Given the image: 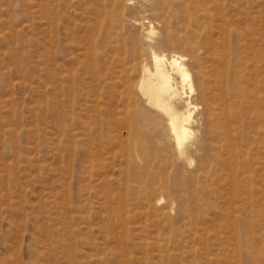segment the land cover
<instances>
[{
    "label": "rangeland",
    "instance_id": "1",
    "mask_svg": "<svg viewBox=\"0 0 264 264\" xmlns=\"http://www.w3.org/2000/svg\"><path fill=\"white\" fill-rule=\"evenodd\" d=\"M243 1L231 7L233 1L220 0L226 4V21L218 20L222 14L215 10L217 20L205 19L198 54L211 79L218 67L213 59L224 61V72L225 62L239 61V84L246 96L253 88L263 96L264 0ZM152 2L145 9L130 8L128 15L151 22L153 36L166 20L183 34L174 17ZM49 12L48 0H0V264H218L223 253L234 252L233 237L239 233L246 245L253 244L255 257L241 249L234 263L264 264V229L258 228L264 220L254 218L252 225L242 221L238 231L222 229L224 198L210 199L203 215L189 220L181 216L178 202L165 216L166 198L156 208H139L132 194L127 198L123 149H97L96 139L93 144L83 133L84 102L78 100L79 91L69 90L73 80L66 79L73 67L61 65L60 58L70 51L65 33L72 23L59 21L55 10L50 26ZM51 27L57 34L52 46ZM127 30L130 37L140 36L136 27ZM226 70L231 75L236 69ZM200 110L198 105L194 115ZM91 160L97 163L95 170Z\"/></svg>",
    "mask_w": 264,
    "mask_h": 264
},
{
    "label": "bare ground",
    "instance_id": "2",
    "mask_svg": "<svg viewBox=\"0 0 264 264\" xmlns=\"http://www.w3.org/2000/svg\"><path fill=\"white\" fill-rule=\"evenodd\" d=\"M230 1L231 7L239 5L238 0ZM148 2L170 13L184 33H176L166 20L153 36L151 22L128 15L130 8L145 9ZM48 4L50 26L55 10L59 21L72 23L64 32L71 39L68 58L60 59L62 66L73 67L66 79L73 80L70 91L80 92L81 98L74 96V101L84 102L83 133L93 144L96 139L97 149L110 152L111 145L123 149L127 198L132 194L139 208H156L166 198L165 216L178 202L181 216L188 220L203 215L210 199L224 198L227 208L220 212L219 226L232 232L242 221L252 225L254 218L264 220V95L253 88L246 96L239 84V61L225 62L226 69H236L230 75L221 69L223 60L212 58L218 67L211 79L198 54L205 19L214 18L215 10L222 14L218 20L226 21V4L220 0H48ZM131 26L140 30V36L130 37ZM54 37L51 27V46L56 44ZM61 43L58 37L57 44ZM214 44L213 53L219 51ZM198 105L201 110L194 115ZM96 165L91 160V170ZM261 223L258 228L264 229ZM233 239L234 252L223 253L218 264H235L241 249L248 258L254 256L253 244L246 245L240 233Z\"/></svg>",
    "mask_w": 264,
    "mask_h": 264
}]
</instances>
